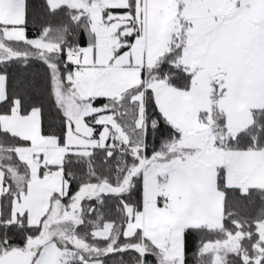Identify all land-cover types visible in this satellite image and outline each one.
<instances>
[{"label":"snow or ice","instance_id":"obj_1","mask_svg":"<svg viewBox=\"0 0 264 264\" xmlns=\"http://www.w3.org/2000/svg\"><path fill=\"white\" fill-rule=\"evenodd\" d=\"M0 264H264V0H0Z\"/></svg>","mask_w":264,"mask_h":264}]
</instances>
